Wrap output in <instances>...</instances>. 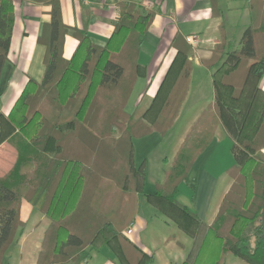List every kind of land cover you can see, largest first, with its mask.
I'll use <instances>...</instances> for the list:
<instances>
[{"label": "trees", "instance_id": "obj_1", "mask_svg": "<svg viewBox=\"0 0 264 264\" xmlns=\"http://www.w3.org/2000/svg\"><path fill=\"white\" fill-rule=\"evenodd\" d=\"M32 1L50 6V21L38 39L46 47L45 73L42 82L28 81L9 114H0V147L16 150L14 165L0 176V264L24 231L23 200L50 220L37 264H82L104 248L117 264H154L155 255L127 234L147 179L135 141L153 133L165 137L173 129L191 84L192 48L177 33L170 45L175 57L156 94L151 99L145 91L128 112L138 79L148 75L140 51L156 11L120 0L113 33L100 46L86 29L64 23L61 0ZM247 4L252 21L240 48L231 50L223 37L214 49L199 52L209 70L223 60L237 66L222 79L233 88L232 106L224 104L216 83L214 101L194 123L164 180L146 195L193 239L182 264H224L227 255L264 264V1ZM14 24V0H0V83ZM68 35L79 42L70 59L63 55ZM219 125L232 141L234 164L227 173L233 183L207 226L177 197Z\"/></svg>", "mask_w": 264, "mask_h": 264}, {"label": "crops", "instance_id": "obj_2", "mask_svg": "<svg viewBox=\"0 0 264 264\" xmlns=\"http://www.w3.org/2000/svg\"><path fill=\"white\" fill-rule=\"evenodd\" d=\"M119 1L61 0L63 21L72 28L86 29L92 41L97 45L103 46L112 35L114 24L119 19ZM134 1L139 6L155 10L156 17L149 28L145 43L140 51V62L147 66L148 75L146 78L138 79L127 106L128 112H133L145 91H147L151 99L156 94L176 54L175 50L170 48L175 35L181 33L186 38L190 35L199 37V46L197 48H193L188 43L192 48L190 60L194 63V70L187 97L173 127L175 129L182 117L185 119V123L180 127L179 133L181 134H179L175 143L172 162L194 123L214 101L216 83L222 91L224 104L226 106H232L233 104V88L223 85L222 79L224 75L234 71L237 66L223 60L217 68L209 70L201 64L199 52L214 49L222 41L223 37L227 38L231 50L239 49L243 33L252 21L251 12L247 0ZM14 5L15 24L11 50L9 60L3 69L0 83V114L3 113L5 115L9 114L30 79L42 82L44 78L46 47L38 39L43 34L44 25L50 21V6L48 5L35 4L32 0H14ZM78 44L77 39L72 35H68L65 39L64 58L70 59ZM196 72L208 75L207 86L209 88L203 84L205 79L199 77L197 85L193 89ZM139 87H141L139 94L132 109L129 110L130 102ZM261 87L264 90V79ZM155 134L153 133L151 136ZM227 143L231 145L232 141L223 127L219 125L215 131L212 143L200 155L191 170L189 185L193 188V192L191 190L192 193L185 197L184 203H182L180 198L178 199L180 191L177 197L181 204L195 212L207 226H210L216 219L221 204L233 183V179L229 176L227 170L222 173H216L215 169L213 170L217 157L222 150L219 149ZM8 145L3 144L0 147V176L7 172L16 161V152ZM2 151L7 152L6 154L9 152L11 156H4L5 154ZM8 161L11 165H9V168L4 169V166L8 165ZM146 161L148 169L147 158ZM137 163L140 164L138 161ZM164 178L165 173L161 175L160 179L156 180L154 185L156 186L158 182H162ZM154 192L155 190L150 194ZM144 197L147 200L146 195ZM139 203L141 206L144 204L140 196ZM21 218L25 222L24 231L21 235H18L15 243L11 246L10 250L13 248V252L10 254L9 250L6 254L4 264H37L38 262L43 238L50 220L26 200L22 201ZM156 218L159 219V228L163 222L168 225L171 223L170 220L158 215H156ZM147 228H149L147 221L143 220L139 213L136 223L131 228L130 238L145 251L156 255L158 252L156 245H154L155 248H151L149 243H147L148 241H145L142 237L141 233ZM190 239L188 242H182L178 237L171 241L165 240L164 244L167 243L166 246L176 252L177 257L174 260H164V263H160L161 260L155 257L154 264H182L194 245L193 239ZM156 240L154 241L156 242ZM185 243L191 246L188 251ZM114 259L115 257L111 250L104 248L100 252H94L92 259L82 264H90L95 261L96 264H117ZM224 264L247 263L227 255Z\"/></svg>", "mask_w": 264, "mask_h": 264}, {"label": "rangeland", "instance_id": "obj_3", "mask_svg": "<svg viewBox=\"0 0 264 264\" xmlns=\"http://www.w3.org/2000/svg\"><path fill=\"white\" fill-rule=\"evenodd\" d=\"M202 72H207V71H202ZM199 77H201L202 79L203 78L205 79L203 84L205 85V87L209 88V86H207L208 85L207 78L209 79L208 75L202 74V73L200 74L199 72H196L193 89H195L197 85V80ZM140 88L141 87L137 89L133 99L131 100L129 108H128L129 110L132 109L133 104L136 100V97L139 94ZM210 90H211V84H210ZM184 121L185 119H183L182 117L180 122L175 127V129L173 128L174 130L172 132H169L168 135L165 137H162L158 133H156L155 135H152V136L150 135L151 137L137 140L136 145H135L137 149L136 150L137 161L139 163H142L143 161H145L146 169H147L146 158L148 159V169L146 172L147 179H146L145 189H144V193L139 195L140 199L143 201L144 204L142 206L140 205L139 213H140L141 218L147 221L149 228L145 229L141 234H142L143 239L145 241H148L147 243H149L151 248H155L154 245H156V249L158 248V252L156 254L157 256L155 255V257H157L158 260H161L160 263H164V260H170V259L174 260L177 257L176 256L177 253L172 251L171 248L169 249L166 246L167 243L164 244L165 240L171 241V240H175L178 237L180 241L188 242L191 239L188 237L186 232L180 229V227L176 223H174L172 220L166 217L163 213L158 211L156 207H154V205L148 202L145 199L144 195H148L152 193L155 190L154 184L156 180L160 179L161 175H163V173H166V171L170 169L172 165L171 159H172L175 143L177 142L179 134H181L179 133L180 127L185 123ZM8 146H10L12 150L16 152L14 147H12L11 145H8ZM231 147H232V144L229 145V143H227L225 145H222V147L219 149V150L222 149L221 153L217 157L216 163L213 166V170L215 169L216 173H222L225 170H228L234 164V158L231 152ZM3 153L5 154L4 156H11L9 152L8 154H6L7 152H3ZM15 159H16V156H15ZM9 165H11V163L8 161V165L6 164L4 166V169L9 168ZM12 166L9 169H11ZM191 190L193 192V188L190 187L189 184L183 183L180 187V194H179L178 199L180 198L182 203H184L185 197H187L190 193H192ZM156 215L162 218H166L167 220H170L171 223L168 225L163 222L159 228L158 226L159 219L156 218ZM130 229L131 228L127 230V234ZM154 240H156V242ZM185 244L187 245L186 249L188 251L191 248V246L188 243H185ZM13 250L14 249L12 248L9 253L11 254ZM7 259H8V255H7ZM95 262H91L90 264H96Z\"/></svg>", "mask_w": 264, "mask_h": 264}, {"label": "built area", "instance_id": "obj_4", "mask_svg": "<svg viewBox=\"0 0 264 264\" xmlns=\"http://www.w3.org/2000/svg\"><path fill=\"white\" fill-rule=\"evenodd\" d=\"M187 42L193 47L197 48L199 46V37L197 35H190L187 37ZM132 233V230L130 229L128 231V235Z\"/></svg>", "mask_w": 264, "mask_h": 264}]
</instances>
